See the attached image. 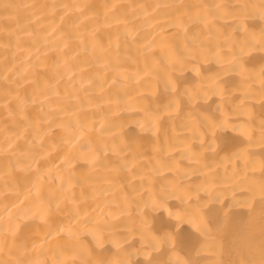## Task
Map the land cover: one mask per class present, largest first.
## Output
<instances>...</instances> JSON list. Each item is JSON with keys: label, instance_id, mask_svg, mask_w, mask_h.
Instances as JSON below:
<instances>
[{"label": "bare ground", "instance_id": "bare-ground-1", "mask_svg": "<svg viewBox=\"0 0 264 264\" xmlns=\"http://www.w3.org/2000/svg\"><path fill=\"white\" fill-rule=\"evenodd\" d=\"M0 264H264V0H0Z\"/></svg>", "mask_w": 264, "mask_h": 264}]
</instances>
